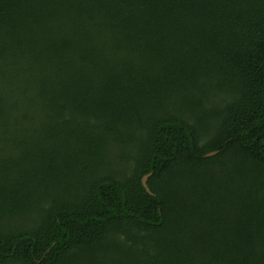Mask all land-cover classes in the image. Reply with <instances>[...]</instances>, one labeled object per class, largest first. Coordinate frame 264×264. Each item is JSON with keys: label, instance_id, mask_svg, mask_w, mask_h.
Returning a JSON list of instances; mask_svg holds the SVG:
<instances>
[{"label": "trees", "instance_id": "trees-1", "mask_svg": "<svg viewBox=\"0 0 264 264\" xmlns=\"http://www.w3.org/2000/svg\"><path fill=\"white\" fill-rule=\"evenodd\" d=\"M0 264H264V0H0Z\"/></svg>", "mask_w": 264, "mask_h": 264}, {"label": "water", "instance_id": "water-1", "mask_svg": "<svg viewBox=\"0 0 264 264\" xmlns=\"http://www.w3.org/2000/svg\"><path fill=\"white\" fill-rule=\"evenodd\" d=\"M215 154H210L209 156H214ZM151 176V174H149V175H146L144 178H143V185H144V187L147 189V191L149 192V193H151V191H150V189H149V187H148V179H149V177Z\"/></svg>", "mask_w": 264, "mask_h": 264}]
</instances>
